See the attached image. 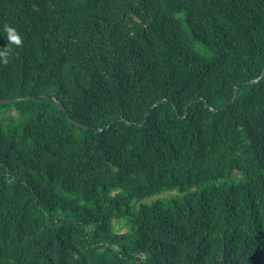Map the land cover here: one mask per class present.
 <instances>
[{
	"label": "trees",
	"instance_id": "obj_1",
	"mask_svg": "<svg viewBox=\"0 0 264 264\" xmlns=\"http://www.w3.org/2000/svg\"><path fill=\"white\" fill-rule=\"evenodd\" d=\"M6 23L0 101L54 98L0 105V264H264V0H0V49Z\"/></svg>",
	"mask_w": 264,
	"mask_h": 264
},
{
	"label": "clouds",
	"instance_id": "obj_2",
	"mask_svg": "<svg viewBox=\"0 0 264 264\" xmlns=\"http://www.w3.org/2000/svg\"><path fill=\"white\" fill-rule=\"evenodd\" d=\"M3 30L6 33L8 46L4 49H0V64L7 66L9 64V58L12 54L11 46L14 45L16 48H22L23 37L15 27H12L7 23L4 25Z\"/></svg>",
	"mask_w": 264,
	"mask_h": 264
},
{
	"label": "water",
	"instance_id": "obj_3",
	"mask_svg": "<svg viewBox=\"0 0 264 264\" xmlns=\"http://www.w3.org/2000/svg\"><path fill=\"white\" fill-rule=\"evenodd\" d=\"M263 78H264V73H263V75H262V77H261L260 79H258V80H256V81L249 82L248 84H256V83H258L259 81H261ZM239 92H240V89L237 90L236 95H235V99H236V97L238 96ZM50 97H53V98H54V96H51V95H43V96H41V97H34V98H27V99L4 100V101H0V105L11 104V103H18V102H23V101H35V100H38V99H40V98H50ZM56 101H57L59 107H60V108L64 111V113L69 117L70 121H71L73 124H75V125L78 126V127L83 128V129H86V130H92L91 128H89V127H87V126L82 125V124L76 122V121H75V120L69 115V113H68V111L66 110V108L64 107V105H63L61 102H59L58 100H56ZM167 102H168L167 100H164V101H162V102H159V103H157V104L153 107V109H154L157 105H159V104H161V103H167ZM212 109H213V108H212ZM188 111H189V110H188ZM188 111H187V113H188ZM177 113L180 115V113H179L178 110H177ZM148 118H149V116L147 117L145 123L148 121Z\"/></svg>",
	"mask_w": 264,
	"mask_h": 264
},
{
	"label": "rangeland",
	"instance_id": "obj_4",
	"mask_svg": "<svg viewBox=\"0 0 264 264\" xmlns=\"http://www.w3.org/2000/svg\"><path fill=\"white\" fill-rule=\"evenodd\" d=\"M198 50H199L201 53L206 54V55L211 56V57L214 55V54H213L212 52H210V51H204L203 47H199Z\"/></svg>",
	"mask_w": 264,
	"mask_h": 264
}]
</instances>
